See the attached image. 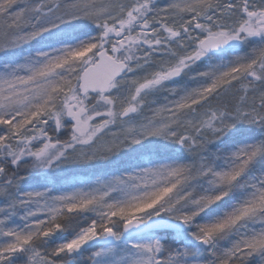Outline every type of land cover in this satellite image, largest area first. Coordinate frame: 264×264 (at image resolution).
Listing matches in <instances>:
<instances>
[{
	"label": "snow or ice",
	"instance_id": "obj_1",
	"mask_svg": "<svg viewBox=\"0 0 264 264\" xmlns=\"http://www.w3.org/2000/svg\"><path fill=\"white\" fill-rule=\"evenodd\" d=\"M0 264H264V0H0Z\"/></svg>",
	"mask_w": 264,
	"mask_h": 264
}]
</instances>
